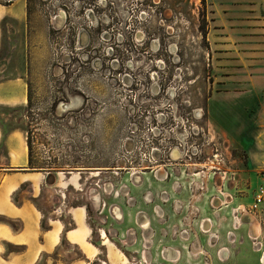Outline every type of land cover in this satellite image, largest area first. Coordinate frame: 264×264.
<instances>
[{"label":"rangeland","instance_id":"rangeland-1","mask_svg":"<svg viewBox=\"0 0 264 264\" xmlns=\"http://www.w3.org/2000/svg\"><path fill=\"white\" fill-rule=\"evenodd\" d=\"M30 9L42 17L34 29L42 30L43 46L29 60L30 102L1 121L26 131L33 166L72 169L51 171L56 185L45 182L36 201L45 219L69 222L71 204L87 203L90 242L100 248L92 261L101 255L111 264H171L161 250L176 246L182 264H205L209 242L199 228L204 208L225 202L231 213L215 220L228 230L234 217L246 214L258 182L243 150L211 120L207 102L212 93L251 89L256 63L264 60V50L251 44L264 3L31 0ZM161 174L169 178L163 181ZM148 218L153 238V230L139 225ZM258 219L261 226L253 225L262 231L253 238L263 249L243 228L228 264H236L240 250L247 251L244 264H264L263 211ZM105 229L113 242L103 236ZM183 229L193 241L178 236ZM67 242L54 258L84 256ZM194 249L198 256L192 257Z\"/></svg>","mask_w":264,"mask_h":264},{"label":"crops","instance_id":"crops-1","mask_svg":"<svg viewBox=\"0 0 264 264\" xmlns=\"http://www.w3.org/2000/svg\"><path fill=\"white\" fill-rule=\"evenodd\" d=\"M258 1L264 3V0ZM30 2L31 0H0V219L12 220L16 224V227H13L0 220V264H37L44 257H46V262L43 264H90L89 261L98 256L100 248L90 242L92 229L86 206L69 208L68 213L75 223L74 228L66 229L63 218L52 217L49 218V229H43V212L32 201V197L41 196L48 174L30 167L31 148L26 131L20 127L10 128L1 121V119L7 121L12 111H18L29 105L31 88L29 60L36 58L43 49L39 38L42 30L40 32L34 29L36 20L42 17L32 12ZM253 24H255L253 27L255 33L251 37L252 48L258 51L264 50L262 10L256 12ZM18 35L21 36L20 41L15 39L11 41L12 36L17 38ZM6 51L10 53L7 54ZM258 62L256 70L259 73L256 74L250 90L235 87L228 91H219L212 93L207 102L211 120L229 140L243 150L249 169L258 176L252 201L260 182L259 171L264 170V60H258ZM5 109L9 114L2 112L6 111ZM162 175L160 179H164L163 181L169 178V175H165L164 178ZM58 180L57 177L54 185L58 184ZM25 187H27L26 190ZM25 191L31 196L23 197L19 199V203H16L13 196L18 197ZM218 198L216 197L215 200ZM224 203L219 206L217 201L213 202L214 206L209 203L204 208L199 223L203 240L209 242L208 250L205 252L214 264L230 262L233 246L240 243L242 238L240 231L243 228H247L249 238L255 237L253 235L258 236L262 231V227L260 231H255L254 221L260 226L261 223L257 217L247 212L241 218L234 217L228 223V230L224 224L221 229H218L215 215L231 213V209L225 210ZM231 203L233 201H230ZM234 206L237 205L232 204L231 207L234 208ZM262 208L264 219V203ZM159 209L158 216L160 217L164 213L161 207ZM146 221L147 219L141 220L140 227L144 231L153 230L150 219L145 224ZM202 222L203 224L209 223L211 230L204 231L207 228ZM186 230L183 229L178 236L193 241V234L189 231L190 235L185 234ZM103 236L109 239L105 232ZM154 236L153 230L151 238ZM63 239L71 245L80 246L85 259L63 262L61 259L54 258L53 255L61 248ZM109 241L113 242L111 239ZM10 245L17 248H9ZM194 251L195 249L193 253H190L192 257L198 256ZM146 252L147 250L143 256L146 255L148 258L150 251ZM167 252L170 256H167ZM161 253L170 261L169 263L182 264L184 254L179 247H166L161 250ZM263 254L264 250H262ZM124 256L128 258L127 255L124 254ZM246 256L247 251L240 250L239 255L236 256V264H244ZM260 264H262L261 261Z\"/></svg>","mask_w":264,"mask_h":264},{"label":"trees","instance_id":"trees-1","mask_svg":"<svg viewBox=\"0 0 264 264\" xmlns=\"http://www.w3.org/2000/svg\"><path fill=\"white\" fill-rule=\"evenodd\" d=\"M29 145H30V148H31V156H30V162H29V164H30V167L31 168H33V170H37V171H45V172H47V174L48 173H52L51 171H67L66 169H65V167L64 166H59V165H57V166H33V157H32V147H31V143H30V141H29ZM55 172V173H56ZM41 196H42V194H41ZM40 197H38V198H34V197H32V201L35 203V205L39 208V210H41L42 212H43V210H42V208L37 204V199H39ZM13 199H14V201L16 202V203H19V200H18V198H17V196H13ZM73 206H86V208H87V212H88V218L90 217V215H91V209H90V207H89V205L86 203V204H84V203H73V204H71V206L70 207H73ZM45 215H44V212H43V219H42V227H43V229H49V227H50V224H49V220H46L45 219V217H44ZM0 220H3L4 222H7V223H9L10 225H12L13 227H16V224H15V222L14 221H12V220H8V219H0ZM64 220V219H63ZM64 222H65V228L66 229H72V228H74L75 227V223L73 222V220H70L69 222H66L65 220H64ZM89 224H90V226L92 227V229H94L93 228V226H92V224L90 223V221H89ZM95 233L93 232V235H94ZM107 234H108V232H107ZM108 236H109V234H108ZM110 237V236H109ZM67 241L65 240V239H63L62 240V243L64 244V243H66ZM68 243V242H67ZM93 244H95L96 246H98L99 247V244L98 243H96L95 241H93L92 242ZM9 248H17V247H15V246H12V245H10L9 246ZM127 255V254H126ZM128 256V255H127ZM103 257H101V255L98 257V259L97 260H95V261H89L90 262V264H103V262L100 260V259H102ZM77 259H85V257L82 255V256H79V257H76V258H73V259H71L70 261H73V260H77ZM104 259V258H103ZM105 261H106V264H111L110 263V261H108L107 259H104ZM37 264H43L42 263V261L40 260Z\"/></svg>","mask_w":264,"mask_h":264},{"label":"built area","instance_id":"built-area-1","mask_svg":"<svg viewBox=\"0 0 264 264\" xmlns=\"http://www.w3.org/2000/svg\"><path fill=\"white\" fill-rule=\"evenodd\" d=\"M260 182L257 186L254 198L250 207L245 209L246 212L251 213L258 218V213H262V205L264 203V170L259 171ZM261 242V241H260Z\"/></svg>","mask_w":264,"mask_h":264},{"label":"flooded vegetation","instance_id":"flooded-vegetation-1","mask_svg":"<svg viewBox=\"0 0 264 264\" xmlns=\"http://www.w3.org/2000/svg\"><path fill=\"white\" fill-rule=\"evenodd\" d=\"M66 169V168H65ZM78 170H85V169H87V168H77ZM98 170H100V171H102L103 170V168H97ZM104 169H106L105 171H108V170H111L110 168H104ZM67 171H69V172H71V170L72 169H66ZM64 172H66V171H64ZM57 173H59V172H56V174ZM50 174H52V173H48V175H47V177L50 175ZM55 174V175H56ZM56 178H57V175H56ZM46 183H47V179H46ZM48 184V183H47ZM55 184V183H54ZM54 184H52V185H54ZM50 185V184H49ZM160 211V210H159ZM202 224H203V222H202ZM203 225H205V224H203ZM201 230L203 231V228L201 227ZM187 232L185 233V234H189V232H188V230H186ZM204 231H206V230H204ZM104 232L106 233V236H108V234H107V230L105 229L104 230ZM190 235V234H189ZM108 238H109V236H108ZM109 239H111V240H113V238H109ZM184 239H187V238H184ZM250 239L252 240V242L255 244L254 246L257 248L258 246L259 247H261V249H263V243L262 242H260L259 240H257V238H253V237H250ZM255 241H257V242H255ZM254 251H256V249L254 250ZM206 256H207V261H206V263L205 264H214L213 263V260L208 256V254H206Z\"/></svg>","mask_w":264,"mask_h":264},{"label":"water","instance_id":"water-1","mask_svg":"<svg viewBox=\"0 0 264 264\" xmlns=\"http://www.w3.org/2000/svg\"><path fill=\"white\" fill-rule=\"evenodd\" d=\"M56 182V175L55 174H50L48 177H47V183L52 185Z\"/></svg>","mask_w":264,"mask_h":264},{"label":"bare ground","instance_id":"bare-ground-1","mask_svg":"<svg viewBox=\"0 0 264 264\" xmlns=\"http://www.w3.org/2000/svg\"><path fill=\"white\" fill-rule=\"evenodd\" d=\"M205 228H207V230H209V224L207 223V224H205ZM257 228L258 229H260V227L259 226H257Z\"/></svg>","mask_w":264,"mask_h":264}]
</instances>
